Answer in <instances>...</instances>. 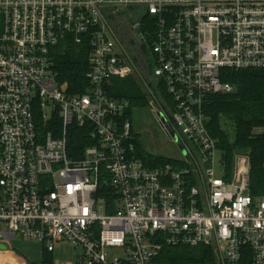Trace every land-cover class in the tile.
Masks as SVG:
<instances>
[{"label":"built area","instance_id":"1","mask_svg":"<svg viewBox=\"0 0 264 264\" xmlns=\"http://www.w3.org/2000/svg\"><path fill=\"white\" fill-rule=\"evenodd\" d=\"M83 43L88 88L69 95L54 56ZM227 70L264 71V0H0V243L67 242L82 264H154L160 239L211 246L217 264H264L248 153L224 161L203 113L209 96L234 91ZM127 78L180 158L138 157L128 114L140 108L108 92ZM70 127L90 143L78 157Z\"/></svg>","mask_w":264,"mask_h":264},{"label":"trees","instance_id":"2","mask_svg":"<svg viewBox=\"0 0 264 264\" xmlns=\"http://www.w3.org/2000/svg\"><path fill=\"white\" fill-rule=\"evenodd\" d=\"M88 47L67 45L54 56L53 73L57 83L67 94H82L88 88L85 74L88 71ZM224 81L234 86L230 94L209 96L204 104L206 128L216 140L222 158L230 163L236 152H247L250 159V187L254 196L264 195V136L258 130L264 127V71H225ZM108 92L113 97L127 100L130 108H142L146 104L138 81L134 78L113 80ZM132 113L129 110V114ZM70 156L78 157L80 149L90 143L85 130L68 129ZM137 145V154L149 167L168 162L162 156L151 155ZM105 174L104 170H100ZM110 188L101 183L98 195L108 196ZM160 249L154 264H217L211 246L189 247L168 245L157 239ZM41 264H53L50 252L43 249ZM241 264H250L249 258H242Z\"/></svg>","mask_w":264,"mask_h":264},{"label":"rangeland","instance_id":"3","mask_svg":"<svg viewBox=\"0 0 264 264\" xmlns=\"http://www.w3.org/2000/svg\"><path fill=\"white\" fill-rule=\"evenodd\" d=\"M128 116L131 120L132 130L136 134L137 141L143 147L142 149L151 155H158L167 159L180 158L177 148L168 142L146 106L132 111ZM55 245L54 264H79L78 259L81 261L79 250L74 249L67 242L59 246L57 243Z\"/></svg>","mask_w":264,"mask_h":264},{"label":"crops","instance_id":"4","mask_svg":"<svg viewBox=\"0 0 264 264\" xmlns=\"http://www.w3.org/2000/svg\"><path fill=\"white\" fill-rule=\"evenodd\" d=\"M62 243L66 242H58L57 245ZM1 244L6 248L0 250V264H41L43 249L38 243L16 238L12 241L4 240ZM55 246L50 252L52 259ZM78 261L79 264L82 263V260L78 259Z\"/></svg>","mask_w":264,"mask_h":264},{"label":"water","instance_id":"5","mask_svg":"<svg viewBox=\"0 0 264 264\" xmlns=\"http://www.w3.org/2000/svg\"><path fill=\"white\" fill-rule=\"evenodd\" d=\"M167 129L169 130V128H167ZM169 132L171 133L170 130H169ZM171 135H172V134H171ZM5 248H6V247L0 243V250H5Z\"/></svg>","mask_w":264,"mask_h":264}]
</instances>
